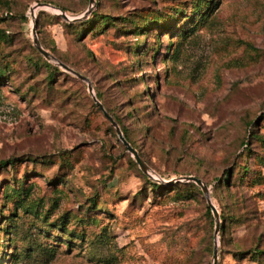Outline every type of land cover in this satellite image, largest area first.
<instances>
[{
    "label": "rangeland",
    "instance_id": "374dc122",
    "mask_svg": "<svg viewBox=\"0 0 264 264\" xmlns=\"http://www.w3.org/2000/svg\"><path fill=\"white\" fill-rule=\"evenodd\" d=\"M3 66L0 264H264V0H0Z\"/></svg>",
    "mask_w": 264,
    "mask_h": 264
},
{
    "label": "water",
    "instance_id": "95a60500",
    "mask_svg": "<svg viewBox=\"0 0 264 264\" xmlns=\"http://www.w3.org/2000/svg\"><path fill=\"white\" fill-rule=\"evenodd\" d=\"M91 5H93L94 0H90ZM49 5L47 4H39L37 8H48ZM92 8V7H91ZM91 9L85 14L84 17H86L89 13H90ZM32 12V16L36 19V15H35V9L31 10ZM61 16L64 20L69 21V17L61 12ZM79 20V19H77ZM33 43L36 47V49L38 50V52L43 55L47 60H51L54 59L45 49H43V47L41 46L39 39L37 38V33H36V24L33 27ZM59 65L68 71L73 72L69 67H67L66 65H64L63 63H59ZM80 79L86 81L88 83V91L89 93L92 95L94 102L96 103V105L99 107V109H101L105 116L110 120L111 124L116 128L117 130V134L119 136V139L122 141V143L125 145V147L127 148L128 152H130L132 154V156L134 157L136 163L139 165V167L141 168V170L145 173L148 174L149 173V167L148 165L140 158V156L138 155L137 151L127 142V140L125 139V137L123 136L121 130L118 128L116 122L105 112L103 105L97 100V98L94 96L93 94V89L92 86L90 85L88 79H86L85 77L75 73ZM181 181H187V182H194L197 186H199L203 192V194L206 196L207 198V203L208 206L210 207L215 219H216V230H215V235H217L219 228H220V217H219V213L217 211V209L213 206L210 198H209V189L208 187L203 183V181L199 178H196L194 176H188V177H184L182 179L179 180H175V181H170L167 184H175V183H179ZM218 261V242H217V238L215 239L214 242V248H213V262L212 264H217Z\"/></svg>",
    "mask_w": 264,
    "mask_h": 264
},
{
    "label": "trees",
    "instance_id": "16d2710c",
    "mask_svg": "<svg viewBox=\"0 0 264 264\" xmlns=\"http://www.w3.org/2000/svg\"><path fill=\"white\" fill-rule=\"evenodd\" d=\"M197 12H198V10H195V12L193 13V15H197ZM177 14H178V18L180 17V16H184V15H181V11H178L177 12ZM94 17H96V19H94L93 21H91V22H88V21H86V22H88V23H83V24H86L85 26H83V25H81V24H79V25H77L76 26V28L78 29V31H80L82 34H85V33H87V32H89L90 34H95V33H97V32H100L99 30L101 29V30H103V29H105L109 24H111V21H112V19H109V17H107V16H104V15H97V14H95V16ZM177 17V16H176ZM176 17H174L173 19H172V21H175L176 20ZM192 17V16H191ZM190 19H187V20H184L183 22H182V25L183 24H188L189 23V25L193 22V21H189ZM171 21V22H172ZM187 21H189V22H187ZM92 22L94 23V25H92ZM141 26L142 27H140V30H142V32H148L149 30H151V28H155V27H158V28H160L162 31L163 30H168L169 28H171V26L168 24V26H165V25H163V20H160V19H158V18H156L155 20H153L152 22H145L144 24H141ZM196 26V24H194V27ZM184 33H186V31H183ZM2 38L4 39V38H6V36H5V34L4 33H2ZM43 56V55H42ZM48 66V65H47ZM8 73H9V67H7V66H3V67H0V82H1V80H4L5 78H7V76H8ZM49 80H51L50 82H52V80H53V76L51 75V76H49ZM116 122V121H115ZM117 123V122H116ZM119 138V137H118ZM126 140H127V142L129 143V144H131L130 142H129V140L127 139V138H125ZM124 145V144H123ZM243 146L244 147H246V148H248L247 146H248V143H243ZM14 163H15V161L14 160H9L8 162H2V163H0V168H6L7 167V165H9V166H13L14 165ZM245 172H247V171H245ZM175 184H178V185H174V184H168V187L170 188L171 187V191L173 192V193H178L181 189H180V187L182 188V186H180L179 184L180 183H175ZM184 185H186V184H184ZM180 186V187H179ZM192 186V188H195V185H191ZM155 187V186H154ZM153 186L151 187V188H154ZM157 187H155L154 189H156ZM159 189V188H158ZM196 189V188H195ZM21 192H25V190H23V191H21ZM20 195V194H19ZM93 205H95V204H93ZM208 212H210V210L208 209ZM220 221L222 222L221 223V227H222V229H224L225 230V222H226V220H225V217L224 216H220ZM56 226H58L61 230H63L64 229V225L63 224H60V225H56ZM263 253L262 252H257V256H261Z\"/></svg>",
    "mask_w": 264,
    "mask_h": 264
},
{
    "label": "bare ground",
    "instance_id": "6f19581e",
    "mask_svg": "<svg viewBox=\"0 0 264 264\" xmlns=\"http://www.w3.org/2000/svg\"><path fill=\"white\" fill-rule=\"evenodd\" d=\"M35 13V12H34Z\"/></svg>",
    "mask_w": 264,
    "mask_h": 264
}]
</instances>
